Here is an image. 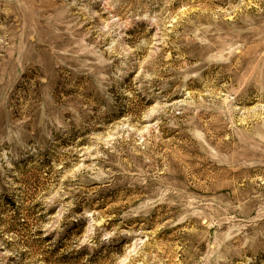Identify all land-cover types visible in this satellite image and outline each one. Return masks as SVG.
I'll use <instances>...</instances> for the list:
<instances>
[{
    "label": "rangeland",
    "instance_id": "rangeland-1",
    "mask_svg": "<svg viewBox=\"0 0 264 264\" xmlns=\"http://www.w3.org/2000/svg\"><path fill=\"white\" fill-rule=\"evenodd\" d=\"M0 264H264V0H0Z\"/></svg>",
    "mask_w": 264,
    "mask_h": 264
}]
</instances>
